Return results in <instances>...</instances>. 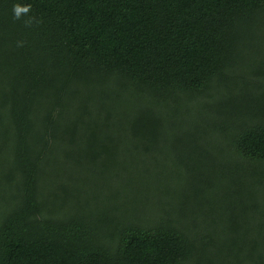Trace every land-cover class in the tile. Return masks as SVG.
<instances>
[{
	"label": "trees",
	"instance_id": "16d2710c",
	"mask_svg": "<svg viewBox=\"0 0 264 264\" xmlns=\"http://www.w3.org/2000/svg\"><path fill=\"white\" fill-rule=\"evenodd\" d=\"M0 264H264V0H0Z\"/></svg>",
	"mask_w": 264,
	"mask_h": 264
},
{
	"label": "rangeland",
	"instance_id": "374dc122",
	"mask_svg": "<svg viewBox=\"0 0 264 264\" xmlns=\"http://www.w3.org/2000/svg\"><path fill=\"white\" fill-rule=\"evenodd\" d=\"M180 144L182 147L178 148L179 152L177 151L176 153H171L172 158H170V156H168L167 159L172 160L173 163L177 164L176 167H178L182 170L187 169L186 165H188V166H190V164H192V166L199 165V157L197 158L196 156H194L195 153L190 154L188 151V149L190 150V148H188L189 145L187 143V140L182 139ZM163 158H166V156H164ZM169 163H170V161H169ZM149 212H153V211L149 210Z\"/></svg>",
	"mask_w": 264,
	"mask_h": 264
},
{
	"label": "clouds",
	"instance_id": "9594fccd",
	"mask_svg": "<svg viewBox=\"0 0 264 264\" xmlns=\"http://www.w3.org/2000/svg\"><path fill=\"white\" fill-rule=\"evenodd\" d=\"M24 11H27V8L23 9ZM21 9L19 7H16L15 8V12H16V15H17V18L19 17V13H20Z\"/></svg>",
	"mask_w": 264,
	"mask_h": 264
}]
</instances>
